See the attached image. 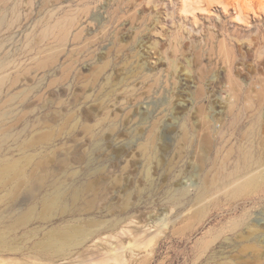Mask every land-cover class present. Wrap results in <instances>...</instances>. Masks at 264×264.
Here are the masks:
<instances>
[{
	"label": "rangeland",
	"instance_id": "rangeland-1",
	"mask_svg": "<svg viewBox=\"0 0 264 264\" xmlns=\"http://www.w3.org/2000/svg\"><path fill=\"white\" fill-rule=\"evenodd\" d=\"M0 264H264V0H0Z\"/></svg>",
	"mask_w": 264,
	"mask_h": 264
},
{
	"label": "bare ground",
	"instance_id": "bare-ground-1",
	"mask_svg": "<svg viewBox=\"0 0 264 264\" xmlns=\"http://www.w3.org/2000/svg\"><path fill=\"white\" fill-rule=\"evenodd\" d=\"M263 172V171H262ZM261 177V172L254 173L247 178V182L255 183ZM83 233V229L78 227L67 228L62 230H57L53 235L48 238V243H56L57 241L70 240L76 238Z\"/></svg>",
	"mask_w": 264,
	"mask_h": 264
}]
</instances>
